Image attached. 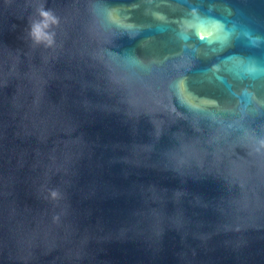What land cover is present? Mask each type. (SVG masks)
<instances>
[{"label":"water","instance_id":"water-1","mask_svg":"<svg viewBox=\"0 0 264 264\" xmlns=\"http://www.w3.org/2000/svg\"><path fill=\"white\" fill-rule=\"evenodd\" d=\"M0 264H264V0H0Z\"/></svg>","mask_w":264,"mask_h":264}]
</instances>
